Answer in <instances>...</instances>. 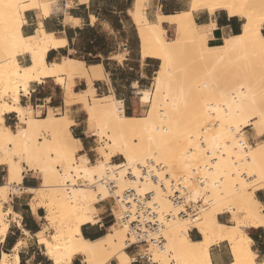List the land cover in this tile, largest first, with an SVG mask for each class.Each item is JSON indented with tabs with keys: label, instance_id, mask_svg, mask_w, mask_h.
<instances>
[{
	"label": "bare ground",
	"instance_id": "6f19581e",
	"mask_svg": "<svg viewBox=\"0 0 264 264\" xmlns=\"http://www.w3.org/2000/svg\"><path fill=\"white\" fill-rule=\"evenodd\" d=\"M143 1L136 0L129 15L136 26L142 58L154 57L161 64L153 76V90L142 89L138 93L139 102L147 104L149 112L128 117L112 95L95 97L93 80L104 76L101 64L87 65L71 57L48 62V49L64 45L65 40L45 32L41 26L34 35L22 34L24 11L40 9L48 15L56 10V0H8L0 13V51L7 55L0 60V164L6 166L8 173L7 182L0 186V199H6L7 188L14 183V190L23 189L30 194L32 211L45 210L44 220L53 233L47 238L44 230H40L35 236L51 264H71L76 256H81L84 264H108L112 259L116 264H130L131 256L125 250L128 228L121 219L120 205L112 210L122 225L114 222L94 240L84 238L80 228L93 221L99 214L98 205L104 200L113 197L118 202L125 188H134L140 194L152 192L149 204L155 203L161 211L171 210L158 184L138 178L145 162H156L154 158H161L164 163L173 160L166 165L162 163L165 171L174 175L175 165L182 172L176 176L187 188V199L202 200L206 205L196 217L164 221L166 248L175 260L169 261L166 251H155L154 260H159V264H214L210 247L225 241L232 256L229 264H264L255 261L252 240L246 232L247 228L264 226V206L254 195L264 188V140L250 145L241 131L252 126L256 135L264 134V0H190L187 10L170 15L158 13L153 22L140 12ZM200 10L209 14L223 10L228 16L239 18L240 31L214 39L215 23L198 25L193 18V12ZM71 20L77 22L72 17ZM163 22L174 26L173 39H166ZM208 39L221 43L208 45ZM188 47L197 49L203 65L200 81L196 80L200 107L188 116L196 126L180 131L179 123L168 116L176 110V106L168 107L169 80L175 77V60ZM18 49L29 55L28 65L18 63L13 55ZM182 77L183 82L191 80L188 75ZM45 78H52L62 86L66 106L83 105L88 118L95 123L96 129L91 131L94 137L106 136L105 146L96 148L100 157L96 162L91 163L86 155L76 156L79 140L71 135L69 127L73 121L66 114L56 116L48 109L47 115L40 117L31 106L20 104L19 93L27 94L31 81ZM79 79H84L88 87L75 92L72 87ZM221 79L230 81L229 86L220 88ZM234 79L236 83L232 82ZM175 94L178 102H182L181 88ZM9 112L18 120L14 129L4 125V114ZM156 113L162 114L163 121L157 119ZM210 115L214 120H209ZM41 132L51 133L52 140H37ZM200 136L205 144L198 142ZM117 154L123 160L112 162ZM57 162L64 163L63 169L56 168ZM127 169H131L136 181L125 176ZM26 171L39 175V186H21ZM159 172L158 177L168 184L169 180ZM197 176L202 178L201 184L196 181ZM74 178L83 179L84 183L78 185ZM108 181L114 185L109 187ZM224 212L231 214L233 224L218 221V214ZM9 214L21 227L20 215L11 208L3 211L0 203L1 241L7 234ZM21 228L24 234H29ZM189 229H197L200 239L192 240ZM20 244L18 240L11 253L2 252L0 264H20Z\"/></svg>",
	"mask_w": 264,
	"mask_h": 264
},
{
	"label": "crops",
	"instance_id": "0c3cea01",
	"mask_svg": "<svg viewBox=\"0 0 264 264\" xmlns=\"http://www.w3.org/2000/svg\"><path fill=\"white\" fill-rule=\"evenodd\" d=\"M57 1L60 2V10L48 15H44L40 9L25 10L21 25L22 34L24 36L34 35L41 26L45 32L53 33L58 39L65 40L64 45L48 49L46 53L48 62H58L63 57L75 58L72 57L74 55L77 57L75 59L81 58L87 65L101 64L104 76L93 80L95 97L112 95L124 115L133 117L138 114L142 110V104L138 99L135 100L133 94L136 92L139 97L138 93L142 91L139 88L147 87L151 78L153 81V74L160 67L161 61L154 57L142 58L140 47H137L138 34L129 15V10L135 7L136 0H72V4L69 5L66 0ZM189 3L190 0H146L140 4L139 9L142 7L146 18L153 22L158 13L170 15L185 11L189 8ZM70 17L76 19L77 22L73 20L70 22ZM193 18L198 25L209 26L211 22H214L215 27L212 29L214 39L237 34L241 28V20L228 16L223 10H217L213 14L200 10L193 12ZM171 26L173 25L170 23H162L165 31H170ZM262 32H264V26ZM122 51L126 52L124 56L121 59L116 58ZM16 58L20 65L26 66L30 63L28 54L21 53ZM87 87V82L84 79H79L75 81L72 88L75 92H79ZM62 89V86L54 82L52 78L31 81L28 93H19L20 104L23 107L31 106V109L40 117L46 116L48 109L60 107L62 109L60 115L66 114L73 121L69 131L74 138L79 140L80 149L77 152L84 151L76 156L88 155L92 149L90 141L86 140L87 134L84 125V116L86 115L87 129H90L88 115L81 103L67 106V113L64 89L62 99ZM136 89L137 91H135ZM101 94L103 95L99 96ZM78 105L83 110L78 109ZM60 115L56 114V116ZM3 118L4 125L9 128L18 123L14 113H5ZM91 136H93L92 133ZM7 179L6 166L0 164V186L4 185ZM39 184L40 178L34 171L23 172L22 187L35 188ZM254 195L264 206V188L256 190ZM29 202L30 194L22 191L19 195H10V201L5 204V209L11 208L13 212L20 215L21 227L26 229L29 234H24L22 228L12 220L9 214L7 216L9 219L7 234L4 240H0V256L2 252L11 253L12 246L20 240L21 246L18 248L20 264H47L50 259L45 255L35 236L38 231L42 230L45 210L37 208L34 212L29 207ZM100 207L101 209L98 207L99 214L107 211L108 206ZM99 214L90 224L81 226L80 231L84 238L89 240L99 238L97 236L105 229L104 224L108 222V219H105L104 223H99L105 217H101ZM217 219L225 224L229 221L225 214H218ZM100 224L103 225L100 226ZM246 232L252 240L251 247L255 253V261H264V226L247 228ZM188 236L194 241L200 239L197 229H189ZM209 254L214 264H229L232 261L229 246L225 241L212 245ZM71 264L83 263L79 258L74 257Z\"/></svg>",
	"mask_w": 264,
	"mask_h": 264
},
{
	"label": "rangeland",
	"instance_id": "374dc122",
	"mask_svg": "<svg viewBox=\"0 0 264 264\" xmlns=\"http://www.w3.org/2000/svg\"><path fill=\"white\" fill-rule=\"evenodd\" d=\"M66 1L68 2L67 3L68 5L71 3L68 0H66ZM144 1H146V0H144ZM7 2H8V0H0V13H2V10H4L3 7H5V5L7 4ZM56 3H57L56 10L58 11V10H60L61 5H60V2H58L57 0H56ZM219 11H221V10H219ZM140 12L141 13H144V10H143L142 7L140 8ZM165 37L168 40L173 39L175 37V30H174V27L173 26H171V30L170 31H166L165 32ZM219 43H221V42H216V41H213L211 39H208L207 40V44L208 45H217ZM138 46L140 47V42H139V38L137 37V47ZM135 49H136V46H135ZM0 50H2V49L0 48ZM21 53H25V52H23L21 49H18L17 51L14 52L13 55L16 58V56L18 54H21ZM125 53H126L125 51H122V53H119L116 56V58L121 59L124 56ZM25 54H27V53H25ZM72 57L77 58L74 55H72ZM4 58H7V55L5 54V52L0 51V60H2ZM78 59H81V58H78ZM173 66H174L173 67L174 68L173 71H175V73L173 75H175L176 78L173 76V79L169 80L170 81V94H169V99H168V102H169V106L168 107H169V109H172L174 106H176V110H172V112L169 113L168 116H169V119L171 121H177L179 123L178 127L180 128V131L190 130V129H193L196 125L194 124L193 119L192 118H188V116L189 117L192 116L191 115V111L197 109L198 107H200L199 94H198L199 88H196V80L199 79V81H200V78H201L200 69H201V67H203V65H202V62L200 61V59L198 57L197 49L195 47H188V48H186L184 50L183 54L177 60H175ZM154 75H155V73L153 74V76ZM183 75L184 76L185 75L190 76L191 77V80L189 82H183V77H182ZM232 82L233 83H236L237 82V79H234ZM229 84H230V81H228V80H222L221 79L218 82V86L220 88L228 87ZM153 85H154V81H152V78H151L149 80V83H148L147 87H141L139 89H148V90L152 91L153 90ZM180 88L182 90V95H183L182 96V102H178V97H176V94H175L176 92H179L180 91ZM135 91H137V89ZM102 95L103 94H101L99 96H102ZM133 96L135 97V100L137 101L138 95H137L136 92H134ZM5 98L9 100V97L8 96H5ZM62 99H63V89H62ZM65 107H66V110L65 111L68 113V110H67L68 107L67 106H65ZM78 109L83 110L79 105H78ZM52 110L54 112V113L52 112L53 115H56V114L57 115H60V113L62 112V109L60 107H58L56 109H52ZM189 111H190V113H189ZM148 112H149V106H147V104H142V110H140V112L138 114H135V116H141V115L142 116H145ZM42 115H44V114H42ZM155 115H156V117H157L158 120L163 121V119L160 118V115H162L161 113H156ZM209 117H210L209 120H211V119L214 120V118H211V117H213L212 115H210ZM16 125H18V123ZM16 125L15 126H11V128L14 129L16 127ZM84 125H85L86 134H87L86 140H89L90 141V145L92 146V149L88 152V155L87 154L86 155L89 158L90 162L91 163H94V162H96L97 160L100 159L98 150L96 148L98 146H100V145L105 146L104 144L107 142V138H106V136H100V137L91 136V131L93 129H96V126H95L94 121H92V120L89 119L88 125H89V128H90L89 129L90 131L87 129L86 115L84 116ZM103 128H104L105 131H108V127H106V126L104 127L103 126ZM241 131H244V134L246 136V141L250 145H255L257 142H260V141L264 140V134L263 135H256L254 129L252 128V126H246ZM52 137H53V135L51 133L41 132V134L37 136V140L43 141L44 138H47V139H50V141H51L52 140ZM76 153H77L76 155H78V154L84 153V151L83 152H76ZM55 156L56 155L53 153V157H54L53 160L54 161L57 160ZM160 159L161 158H154V160L156 162H161V163H163L165 165L168 164L169 162L170 163H173V160L172 161H169L167 163H164L166 161L165 160H160ZM122 160L123 159H122L121 155H119V154H117L116 156H114L112 158V162H120ZM145 163L143 165H145ZM55 166L58 169H63L64 163L63 162H57L55 164ZM173 167H174V170H176V171H174L175 174L173 173L174 175H170V173H168L167 171H165V168L163 170H160V172H161V174L168 173L169 178H174V177H176V175H178L180 173L182 175V172L179 169L178 170L175 169L176 168L175 165H173ZM162 171H164V172H162ZM34 173L36 175H38L36 172H34ZM125 173H126V171H125ZM196 175H198V174H196ZM126 177H128V176H126ZM230 177H234V176L232 175ZM242 177L246 178V176H242ZM74 179H75V182H77L76 184H78V185L84 183L83 179H80V181H76L77 178H74ZM232 179H234V178H232ZM13 187H15V184L14 183H12L10 186H8V188H7V194H6V199L5 200L0 199L1 207H2V210L3 211H7L9 209V208H6L5 209L4 206H5V204H7L10 201V195L11 196L12 195H19L23 191V189L14 190ZM16 187L18 188V186H16ZM205 197H207V196H205ZM115 203H116L115 202V199H113L112 197H110L109 199H107V200L103 201L101 204H99L98 207L101 209L100 206H105L106 205L108 207L111 206L112 208H114V207L116 208L118 206ZM165 209H167V208H165ZM109 212L110 211L107 210L105 213L99 214V216H101V217H104L105 216L99 223H104L103 221L105 219L113 218L112 215H109ZM221 214H225L227 216V218L229 220L228 223H226L227 225L233 224L232 216H231V214L229 212H224V213H221ZM199 215H201V212H200ZM119 218L118 219L117 218L116 219H113L112 221L109 222V224L111 225L114 222H116L117 224L122 225L120 223V221H119ZM104 226H105V229H103V230H104V233H106L108 231V228L107 227L109 225L104 224ZM42 230H44V234L47 236V238H50L49 236L53 233V230L50 227H48V224H47L46 220H44V224L42 225ZM162 232H163V235L166 237V232L165 231H162ZM227 245H228V243H227ZM165 247H166V245H165ZM41 248L43 249L42 246H41ZM126 251L131 256V254H132L131 252L132 251H129V250H126ZM155 251H157V250H154L153 251V254H154ZM165 251H166V258L169 261H174L175 258H174L173 253L169 249H167V248H166ZM154 257H155V255H154ZM76 258H79V260L81 261V258L82 257L81 256H76ZM129 260H130V258H129ZM156 261L158 263L160 262L159 260H156ZM81 263H83V262L81 261ZM47 264H51V260H49L47 262ZM108 264H116L115 259H112L111 261H109Z\"/></svg>",
	"mask_w": 264,
	"mask_h": 264
},
{
	"label": "built area",
	"instance_id": "2783aa9c",
	"mask_svg": "<svg viewBox=\"0 0 264 264\" xmlns=\"http://www.w3.org/2000/svg\"><path fill=\"white\" fill-rule=\"evenodd\" d=\"M199 143L205 144L202 136L199 137ZM163 169L164 166L161 162L150 161L141 166V174L138 180L151 179L158 184V187L169 200L172 206L171 210H159L155 203L149 204L152 199V192L140 194L134 188H125L121 196L118 197V202L115 200L116 205H120L121 219L128 228L125 249L133 251L131 263L159 264L154 260L152 249L159 252H164L166 249V238L162 232L164 221L174 217H196L206 205L203 204L202 200L193 202L187 199V188L180 177L169 178L168 174H164L169 180L168 184H165L164 180L157 175ZM125 175L132 178V181L137 180L129 169H127ZM76 181H80V179ZM196 181L200 184L203 182L200 176H197ZM107 183L109 187L114 185L110 181ZM107 210L110 211L109 215L113 216V218L108 219V222H110L115 219V215L111 206L107 207ZM102 225L100 224V226Z\"/></svg>",
	"mask_w": 264,
	"mask_h": 264
},
{
	"label": "trees",
	"instance_id": "16d2710c",
	"mask_svg": "<svg viewBox=\"0 0 264 264\" xmlns=\"http://www.w3.org/2000/svg\"><path fill=\"white\" fill-rule=\"evenodd\" d=\"M263 34H264V32H262ZM105 224H107V225H110L109 224V222H106ZM104 234V230L97 236V237H100V236H102Z\"/></svg>",
	"mask_w": 264,
	"mask_h": 264
}]
</instances>
